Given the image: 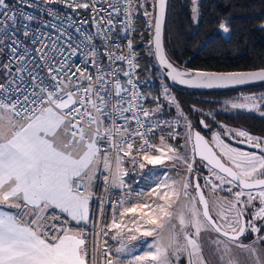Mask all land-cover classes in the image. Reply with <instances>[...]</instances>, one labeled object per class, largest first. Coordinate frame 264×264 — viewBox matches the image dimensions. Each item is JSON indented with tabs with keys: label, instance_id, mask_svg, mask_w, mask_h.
I'll return each mask as SVG.
<instances>
[{
	"label": "snow or ice",
	"instance_id": "1",
	"mask_svg": "<svg viewBox=\"0 0 264 264\" xmlns=\"http://www.w3.org/2000/svg\"><path fill=\"white\" fill-rule=\"evenodd\" d=\"M167 8L0 0V264H264V136L204 119L210 138L194 131L166 84L141 89L128 33L142 14L149 55L190 88L264 82V66L182 69L164 47ZM224 104L264 116V92Z\"/></svg>",
	"mask_w": 264,
	"mask_h": 264
},
{
	"label": "trees",
	"instance_id": "2",
	"mask_svg": "<svg viewBox=\"0 0 264 264\" xmlns=\"http://www.w3.org/2000/svg\"><path fill=\"white\" fill-rule=\"evenodd\" d=\"M199 8V22L194 23L190 0L168 2L164 47L174 64L199 71H236L264 66V29L260 27L264 23V0H200ZM225 20L229 22L230 39L219 29L220 22ZM136 29L134 46L139 54L142 90L154 95L162 80L169 85L180 109L192 122L205 118L213 127L224 124L264 136V116L242 110L224 111L222 106L224 98L241 90H262L264 83L221 91L175 86L160 71L156 58L149 55L151 33L142 14L136 19ZM209 112L214 119L208 117ZM165 113V117L171 118ZM101 194L102 186L98 192Z\"/></svg>",
	"mask_w": 264,
	"mask_h": 264
},
{
	"label": "rangeland",
	"instance_id": "3",
	"mask_svg": "<svg viewBox=\"0 0 264 264\" xmlns=\"http://www.w3.org/2000/svg\"><path fill=\"white\" fill-rule=\"evenodd\" d=\"M199 2H200V0H199ZM192 0H190V9H192ZM192 12V11H191ZM192 15H193V13H192ZM151 69H152V66L150 67ZM143 84V83H142ZM162 84H166L167 86H168V88L170 89V87H169V85L167 84V83H165L164 81H162L161 80V82H160V85L156 88V91H155V94L154 95H160V93L162 92ZM170 91H171V89H170ZM262 92H264V88L262 89V90H257V91H246V90H241V91H238L236 94H234V95H232L231 97H226V98H224V101L225 100H234L236 97H238V96H240L241 94H243V95H249V94H253V93H255V94H259V93H262ZM172 93V92H171ZM173 95V94H172ZM224 101H223V103H222V106H223V110L224 111H229V112H232V111H235V110H226V106H225V104H224ZM239 102V101H238ZM161 103L163 104V106H164V111L165 112H168L169 114H170V117L173 119V118H175L176 116H177V111H178V109L175 107V106H172V105H169L168 104V102L165 100V98L163 97V96H161ZM242 111H244V110H242ZM256 113H258V114H260L259 112H256ZM185 115V114H184ZM186 116V115H185ZM187 117V116H186ZM189 117V116H188ZM187 117V118H188ZM184 123V121L182 120L181 121V124H183ZM220 125H224V124H220ZM226 126H228V125H226ZM230 127H232V128H234V129H242V128H239V127H233V126H230ZM182 142V141H181ZM236 147H238V146H236Z\"/></svg>",
	"mask_w": 264,
	"mask_h": 264
},
{
	"label": "water",
	"instance_id": "4",
	"mask_svg": "<svg viewBox=\"0 0 264 264\" xmlns=\"http://www.w3.org/2000/svg\"><path fill=\"white\" fill-rule=\"evenodd\" d=\"M169 2V0H167V3ZM168 9V8H167ZM223 34V36L225 38H227L229 35L228 33H224L222 30H220ZM157 61V60H156ZM158 66L160 67L161 71L163 72V74L165 75V71L163 69V67L161 65H159V63L157 62ZM248 70H252V69H248ZM248 70H236V71H248ZM203 71H206V70H203ZM236 71H211V72H236ZM166 77V76H165ZM167 78V77H166ZM168 81L175 85V86H180V87H183V88H187V89H192V90H199V91H221V90H228V89H236V88H242V87H247V86H251V85H255V84H260V83H264V82H254V83H250V84H247V85H242V86H235L233 88H228V89H197V88H190L188 86H185V85H180L178 83H174L172 82L169 78H167ZM202 134V133H201ZM203 135V134H202ZM205 136V135H204Z\"/></svg>",
	"mask_w": 264,
	"mask_h": 264
},
{
	"label": "flooded vegetation",
	"instance_id": "5",
	"mask_svg": "<svg viewBox=\"0 0 264 264\" xmlns=\"http://www.w3.org/2000/svg\"><path fill=\"white\" fill-rule=\"evenodd\" d=\"M201 119H202V118L193 119V122H192V120H191V118H190V121H191V123H192V125H193V130H194V131H200L203 135H205L206 138H210L211 133L208 132L207 129H204V128L202 127V125L199 123V121H200ZM203 119L205 120L206 123H208V124L211 126L213 132L219 131V130L217 129L218 127H213V125L209 122V120H207V119H205V118H203ZM250 133H251V132H250ZM252 134H254V133H252ZM254 135H258V134H254ZM260 136H262V135H260ZM233 146L246 147V146H244V145H238V144H234Z\"/></svg>",
	"mask_w": 264,
	"mask_h": 264
},
{
	"label": "built area",
	"instance_id": "6",
	"mask_svg": "<svg viewBox=\"0 0 264 264\" xmlns=\"http://www.w3.org/2000/svg\"><path fill=\"white\" fill-rule=\"evenodd\" d=\"M134 24H135V27H136V20L134 21ZM128 35L129 36H131L132 37V39H133V44H134V36H135V32H129L128 33ZM119 36L121 37L119 40H118V43L121 45V46H124V45H126V43H127V40L126 39H124L123 37L125 36V33H124V31L123 30H121V32L119 33ZM100 41H99V39L97 40V43H99ZM134 48H135V46H134ZM136 50V49H135ZM125 51H127V49H125ZM136 52H137V50H136ZM161 71V70H160ZM123 78V77H122ZM140 87H141V89H142V81H141V85H140ZM165 119H168V120H172V118H168V117H164ZM101 186H102V189H103V185H102V183H101ZM101 196H105V198H106V194L103 192V190H102V194H101Z\"/></svg>",
	"mask_w": 264,
	"mask_h": 264
}]
</instances>
